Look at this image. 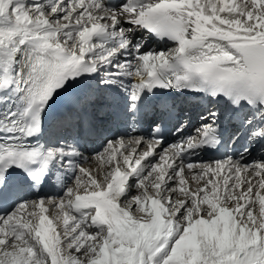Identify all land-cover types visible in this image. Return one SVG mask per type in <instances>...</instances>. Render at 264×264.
Here are the masks:
<instances>
[{"label": "snow or ice", "instance_id": "1", "mask_svg": "<svg viewBox=\"0 0 264 264\" xmlns=\"http://www.w3.org/2000/svg\"><path fill=\"white\" fill-rule=\"evenodd\" d=\"M0 264H264V0H0Z\"/></svg>", "mask_w": 264, "mask_h": 264}, {"label": "bare ground", "instance_id": "2", "mask_svg": "<svg viewBox=\"0 0 264 264\" xmlns=\"http://www.w3.org/2000/svg\"><path fill=\"white\" fill-rule=\"evenodd\" d=\"M152 46H153V47H157V44H156V43H153Z\"/></svg>", "mask_w": 264, "mask_h": 264}]
</instances>
